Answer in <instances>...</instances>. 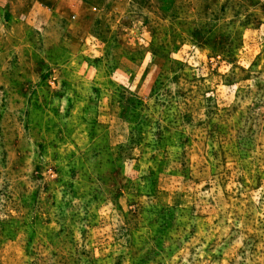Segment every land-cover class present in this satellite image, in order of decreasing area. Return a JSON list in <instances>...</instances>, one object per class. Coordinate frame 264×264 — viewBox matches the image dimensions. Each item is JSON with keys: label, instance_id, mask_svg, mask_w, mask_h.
Returning a JSON list of instances; mask_svg holds the SVG:
<instances>
[{"label": "rangeland", "instance_id": "obj_1", "mask_svg": "<svg viewBox=\"0 0 264 264\" xmlns=\"http://www.w3.org/2000/svg\"><path fill=\"white\" fill-rule=\"evenodd\" d=\"M76 2L0 0V264H264V0Z\"/></svg>", "mask_w": 264, "mask_h": 264}, {"label": "crops", "instance_id": "obj_2", "mask_svg": "<svg viewBox=\"0 0 264 264\" xmlns=\"http://www.w3.org/2000/svg\"><path fill=\"white\" fill-rule=\"evenodd\" d=\"M57 1V3L58 2H60V1H62V3H64L63 5L64 6H67V8H68V6H70V7H72L71 9H73V8H75V13L77 14H80V13H82L83 11V9H82V6L80 5V4H78L77 2H76V0L74 1V0H56ZM64 1V2H63ZM91 6V5H90Z\"/></svg>", "mask_w": 264, "mask_h": 264}]
</instances>
